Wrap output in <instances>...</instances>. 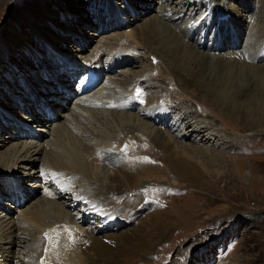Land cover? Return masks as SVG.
Returning a JSON list of instances; mask_svg holds the SVG:
<instances>
[{"label": "rangeland", "instance_id": "rangeland-1", "mask_svg": "<svg viewBox=\"0 0 264 264\" xmlns=\"http://www.w3.org/2000/svg\"><path fill=\"white\" fill-rule=\"evenodd\" d=\"M164 2L165 0H0V49L3 50V52L0 51V67L4 68L0 71V143L2 144L4 141L0 150L7 152V160H16L19 153L17 155L10 149L23 145L25 141H37L41 144L38 149L42 151V145L51 140L53 135L43 131L45 129L41 127V123L46 121L49 124L52 122L48 121L51 117L54 119L53 123L62 124L65 118L61 115H70L71 111L69 110L75 106V101L79 97L73 93V96L71 94V98L66 100L67 95H61L62 92H60L62 90H70L71 93L76 92L73 91L75 89L72 90L73 81L67 83L70 81V69H84V66L89 64V59L94 57V50L99 48V52H101L100 48L105 44H109V48L114 44L112 42L115 39L120 40V44L123 43V45L128 43L130 49H134L126 54L129 53V56L132 57L137 55L141 58H135L137 63L124 60L114 65H111L110 61H103L96 67V70L103 75L100 76L101 81L94 86L93 90L96 91L107 86L113 90V87L116 86L118 90L124 92L127 88L121 82L130 77L131 72L129 70L140 75L142 74L141 70L156 65L158 71L145 72V75L138 78L153 83V87L149 90L141 88L142 92L133 93L135 94V102L138 104L137 107L146 109L149 107L147 103L150 99L148 98L159 96L157 99L165 102L162 103L165 105V109L161 110L168 114V118L176 115L178 110H184L185 114L191 115L192 113L191 116L193 117H195L194 114L199 116L202 120L195 118L202 121V135L198 136L200 129H197L192 135L196 137L197 141L195 139L190 141L191 137L189 141L182 142L190 143V145L200 143L201 147L209 150V153L218 154L221 159H205L200 156L196 158L188 153H186L188 155H184L195 165H198L201 176L200 183L191 182L177 174L175 175L161 160H159L161 162L153 161L152 158L150 161H133L137 162V165L146 163L148 167L150 166L149 169L146 168L149 172L147 170L145 174H143L144 172L141 173L142 171L139 172V178L136 179V182H142L141 184L145 187L137 188V196L132 197V199L142 200L144 209L142 208L141 211L144 212L135 220V224L133 222L134 225L124 221L125 226L120 232L131 227L140 230L150 228L149 233L151 235H158L159 239L161 237L162 239L158 243H152L150 245L151 250L143 258L137 262L133 260L126 264H183L187 256H195L197 253H199V257L197 256L194 264H264V122H259V125L256 124L257 126L253 127L246 125L239 113L227 115L228 107L225 108L221 102L212 103L210 96H206L205 91H201L197 84H190L191 90L185 92L180 83H177V77L173 80L170 79V81L164 75L166 73L164 70L167 67L162 60L154 54L147 53L146 49L139 47L134 35L136 28L140 26L142 21L139 16H150L156 13V9L160 8ZM219 4L222 9L221 13L228 18L235 16L237 10L242 12L244 16H252L253 7H257L259 2L258 0H219ZM112 9L113 12L109 14V10ZM211 23L212 29L218 25L215 22ZM248 25L245 20L238 22L239 29H241L240 36L247 32L245 30H248ZM230 26L227 25V27ZM117 49L118 47L114 51ZM39 65H41L40 68ZM77 71L74 76L79 78V74L82 73ZM170 71L172 72L171 77L175 73V76L181 75L178 73L179 70L175 72L170 69ZM127 75L129 76L127 77ZM256 75L254 72V76L251 77L254 78ZM183 77L187 80L185 75ZM256 81L258 82L256 79L253 80L254 86H256ZM93 90L88 93L93 92ZM254 91H256V87ZM179 92L182 93V96H178ZM259 93L262 104H258L257 95L251 94V96L240 98L248 99V105H250L252 113L255 114V118L264 112L263 87ZM56 99H59V103L63 105L62 108L58 109V106L51 104ZM158 101L156 102L158 103ZM89 108L91 107L86 108L85 112L72 115L71 120V126L77 132L82 133L81 138H85V140L93 138L91 133H85L86 128L99 131L105 129L100 122L92 117V109L95 108L94 113L101 115V110L98 109L104 108L99 106ZM252 109L258 112L255 113ZM96 110L100 112L96 113ZM114 110L118 111L119 109L115 108ZM134 110H131V113L135 114ZM47 113L50 114V117L47 116ZM105 115L107 114H104L102 119L111 120L110 115L107 117ZM32 117L37 120H31ZM145 121L150 127L158 125L152 118ZM210 123H214L217 128L216 135L219 134L217 132L222 133L220 135L224 136L223 141L212 137L208 141L206 140L207 137L204 136L206 133L203 131L209 129ZM160 128L164 131L167 129L164 126ZM174 129L175 127H173ZM170 133L173 135L174 131H170ZM215 133L212 134L215 135ZM171 135H166V139H169L170 143L175 140ZM187 146L189 147V144ZM221 154H224L225 157L223 158ZM38 156L39 159L43 158V156L35 155L37 158ZM38 160H36V168L39 169L42 163H38ZM103 161L105 164L103 170L107 169L108 171L109 166H107L105 158ZM99 165L103 166L102 161ZM24 166L28 167V165ZM155 168L160 169L156 170ZM14 170L19 176L21 175L20 178L23 179L24 183L22 186L25 189L40 190L39 186L33 185L43 184V180L36 181L28 174H24L29 173L31 168L15 167ZM98 172L99 170H97ZM4 178L5 183L11 187L12 184H15L13 189L21 186L18 178ZM69 178L72 185L76 184L79 187L78 184L82 182L81 184L85 187L86 185L91 187L89 183L85 184L83 180L78 182L79 177L77 176L71 175ZM0 180L3 181V178ZM83 190L86 191L85 188ZM66 191L65 198H54L64 209L65 205L63 206L62 201L66 200V197H71L68 194L70 190L67 189ZM22 194L24 195V193L18 192L15 196L21 198ZM88 195L84 197V200L85 198H95L97 194L93 195L92 192L90 197L91 192H88ZM125 195L131 197L130 192ZM9 196L0 197L1 226L8 221L17 223L24 210L32 209L33 202L38 199L46 200V197H43L40 192H33L27 200L23 198V200L18 201L19 203H15V196ZM99 198L105 201L104 204L108 201L104 196H99ZM67 199L69 200V198ZM69 202L73 203L75 200L70 199ZM78 209L77 205L76 208L68 210V212L72 216H82L83 212ZM152 211L156 214L160 213L163 218L162 222L166 229L163 228L166 233L161 236L158 232L160 228L143 223L145 221L149 223L150 217L155 218V214L151 215ZM149 215L151 216L149 217ZM89 220L86 219L83 222V228L93 230L95 227L94 220ZM10 224L13 223L9 222L5 234H11L13 230L16 236L19 234L22 236L21 243L11 248L8 247L9 242L2 241L0 243V257L3 255L1 258H5L7 264H32L34 262L37 264L35 261L37 256L35 259L32 257L34 238L36 237H31L34 236L33 234L28 237V234L22 235L25 232L23 225L18 224L15 225L16 227H12ZM144 224L145 227H143ZM126 232L128 231L126 230ZM152 240L151 242H156ZM70 248L72 249V247ZM70 248L67 246L62 253L69 250L70 252L68 251L66 255L71 254ZM62 253L61 256L65 257L66 255H62ZM140 255L143 253L141 252ZM46 257H44V263L53 264L51 262V260L53 261L52 257L49 254H46ZM39 258L38 263L42 257ZM11 259L12 262H10Z\"/></svg>", "mask_w": 264, "mask_h": 264}, {"label": "bare ground", "instance_id": "bare-ground-1", "mask_svg": "<svg viewBox=\"0 0 264 264\" xmlns=\"http://www.w3.org/2000/svg\"><path fill=\"white\" fill-rule=\"evenodd\" d=\"M258 2L259 5L255 8L253 7L252 16H244L242 12L237 10L235 16L226 18L221 13L222 9L219 0H165L164 4L156 9V13L150 16H139L142 21L134 32L135 41L139 43V47L146 49L147 53L156 55L157 58L166 64L167 68L164 70L166 72L164 75L169 80L177 77V83H180L182 90L185 92L189 91L192 88L190 84H197L200 86L201 91H205L206 96H210L212 103L221 102L225 108L228 107L227 115L239 113L245 120L246 125L256 127L259 122H264V112L258 115V118H255V114L252 113L251 107L248 105V99L243 100L240 98L251 96V94L257 95L259 98V91L262 87L264 88V0H258ZM109 11L110 14L113 9ZM244 20L249 25L243 37L239 34L241 29H239L238 22ZM211 22L218 23V25L212 29ZM228 24L231 26L227 27ZM205 39L207 40L205 41ZM48 42L50 41L48 40ZM112 44L111 48H108L109 44L103 45L100 48L101 52H99V48L94 50V57L89 59V64L85 65L84 69H70L69 77L71 81L67 83L72 81L76 83L78 81V85L74 90L76 92L71 93L70 90H62L60 92L64 93H61V95H67L66 100L71 98L73 93H76L79 97L75 101V106L69 110L71 114L61 115L65 118L62 124L53 123L54 119L47 113V116L50 117L48 121L52 122L47 124L45 121L41 123V127L45 129L43 131L48 132L53 137L42 145V151L38 149L41 144L37 143V141H25L23 145L10 149L17 155L19 153L16 160H7V152L0 150V178H3V181L0 180V197L9 195V197H14L18 192L24 193L25 196L22 194L21 198L15 196V203L23 200V198L27 200L33 192H40L43 197H46V200L38 199L33 202L32 209L24 210L17 223L8 221L3 226L0 223V243L6 240L9 242L8 247H16L18 243H21L22 238L20 234V236H16L13 230L12 232L10 231L11 234H5L6 228L9 227V222L13 223L10 224L12 227L18 224L23 225L25 232L22 235L28 234V237L33 234L34 236L31 237H36L34 238L32 257L35 259L37 256L35 259L37 264L46 263H44L46 254L52 257L53 261L51 260V262L53 264H126L133 260L137 262L151 250L152 247L150 248V245L158 243L162 237L159 239L158 235H151L149 233L150 228L140 230L136 227H131L130 229H125L124 232H120L125 226V222L134 225L135 220L144 212L141 211L142 208L144 209L142 200H138V198L132 199V197L137 196V188L145 187V185L141 184L142 182H136V179L139 178V172L142 171L141 173L144 172L143 174H145L146 168L149 169L150 166L148 167L146 163L137 165V162L133 161H150L152 158L153 161L161 160L175 175L177 174L191 182L200 183L201 176L198 165H195L193 161L184 155L192 154L196 158L200 156L205 159L219 158L218 154L209 153V150L201 147L199 142L198 145H190L188 143L189 147L187 143L182 142L185 140L189 141L191 137L190 141L196 140V137L192 135L197 129H200L198 136L202 135V118L199 116L194 114L196 118L201 120L191 116L192 113L191 115L185 114L184 110H178L176 115L168 118V114L161 110L165 109V105H163L165 102L157 99L159 96H151L148 98L150 100L147 99L149 101L147 103L148 108L137 107L138 104L135 102V94L133 93L142 89L149 90L153 87V83L138 78L141 75H145V72L158 71L159 69L156 65L141 70L142 74L140 75L129 70L131 72L130 77L121 82L127 89L120 86L125 89L124 92L118 90L116 86L113 87V90L109 89L108 86L101 87L96 91L93 90L94 86L101 81L100 76L103 75L96 70V67L103 61H110L111 65H114L124 60L135 63V58H141L137 57V55L132 57L129 56V53L126 54L134 49L131 50L128 43L123 45V43L120 44V40L115 39ZM117 47L118 49L114 51ZM0 51L3 52L2 49ZM40 66L38 67L40 68ZM90 68L93 70V74L80 78ZM170 69L175 72L179 70L178 73L181 75L175 76V73L171 77L172 72ZM1 70H4V68L0 67ZM77 70L82 73L79 74V78L74 76L78 72ZM254 72L257 75L252 78L251 76H254ZM94 75L96 81L93 86L89 87ZM254 79L258 80V82L256 81V86L253 85ZM173 84L175 85V83ZM261 85L263 86L260 87ZM255 87L256 91H254ZM92 90L93 92L88 93ZM118 93L120 95H117ZM178 96H182V93L179 92ZM190 98L192 97L190 96ZM259 99L258 104H262V98ZM58 100L50 102H52L53 106H58L59 109L63 105ZM98 106L104 108L98 109L101 112L96 110V113L100 112L101 115L94 113V107L97 108ZM88 107L94 108L92 109V117L97 122H100L105 129L99 131L86 128L85 133H91L93 138L85 140V138H81L82 133L77 132L71 126V120L72 115L80 114L82 111L85 112ZM111 108H116L120 111H115ZM127 110L130 111L128 112ZM131 110L136 113H131ZM254 112L257 113L258 111ZM104 114L110 115L111 120L102 119ZM151 118L158 125L148 126L145 120ZM31 120L37 119L32 117ZM161 126L167 129L165 131L161 130ZM208 126L209 129L205 130V132L203 131V133H206L204 136L205 138L207 137V141L211 137L220 141L224 140V136L220 135L222 133L217 132L219 134L216 135L215 131H217V128L214 123H210ZM173 127H175L174 130ZM170 131H174V134L171 135ZM212 133H215V135ZM166 135L173 136L175 140L170 143V140L166 139ZM3 142L2 144L0 143V147L4 145ZM123 146L125 147L122 148ZM35 155L43 156V158L39 159V156L37 158ZM221 156L225 157L224 154H221ZM104 158L111 171L109 169L108 171L107 169L103 170L105 167ZM36 160H38V163H42L39 169L36 168ZM101 161L103 166L99 165ZM24 165H28V167ZM15 167L22 169L31 168L29 173L24 174H28L36 181L43 180V184L33 185L39 186L40 190L31 191L28 190L29 188L25 189L22 186L24 184L23 179L14 170ZM155 169L159 170L160 168ZM97 170H99L98 173ZM147 172L149 171L147 170ZM71 175L79 177V180L76 179L78 182L83 180L85 184L89 183L92 188L87 187V185L85 187L81 184L82 182L78 184L79 187L76 184L72 185L69 178ZM4 177L9 179L18 178L21 186L13 189L12 187L15 184H12V187L8 183L6 184ZM81 185L87 192L83 190L84 188ZM67 189L70 190L68 194L71 197H66V200L62 201L63 206L65 205V210L54 198H65L64 194H66ZM94 189L95 191H92ZM85 192L87 195L88 192H91L90 197L92 192L93 195L96 193L99 196H104L108 201L104 204L105 201L101 200L102 198L97 195H95V198H85L84 200V197L87 196ZM127 192L131 193V197L125 195ZM67 198L69 200L74 199L75 202L71 203L72 201L69 202ZM77 205L79 207L78 210L81 209L83 212L82 216L70 215L68 210L76 208ZM152 214H155V218L150 217ZM151 215H149L150 222L145 221L143 223L160 228L158 229L160 236L166 233V230H164L166 227L163 225V218L160 213L156 214L152 211ZM86 219H90L89 221L94 220L93 224H95V227L93 230L83 228V222ZM146 225L144 224L143 227ZM151 240L156 242H151ZM67 246L69 248L72 247V249L70 248L71 254L68 253L69 255H66L69 250H65L67 252L62 253ZM141 252L143 255H140ZM61 253L66 256L62 257ZM198 254L195 256L191 255V257L187 256L183 264H194L199 257ZM1 257L3 258V255ZM1 257L0 264H7L6 259ZM39 257H42L40 263H38ZM47 257L46 259H48ZM12 259L10 262H12Z\"/></svg>", "mask_w": 264, "mask_h": 264}]
</instances>
